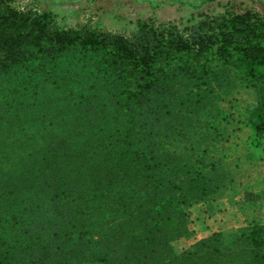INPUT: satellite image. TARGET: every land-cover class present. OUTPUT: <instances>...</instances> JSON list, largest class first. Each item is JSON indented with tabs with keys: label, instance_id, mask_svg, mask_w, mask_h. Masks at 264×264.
<instances>
[{
	"label": "trees",
	"instance_id": "16d2710c",
	"mask_svg": "<svg viewBox=\"0 0 264 264\" xmlns=\"http://www.w3.org/2000/svg\"><path fill=\"white\" fill-rule=\"evenodd\" d=\"M12 3L0 0V264H264L261 223L174 246L192 205L212 214L241 161H264V20L147 18L125 35Z\"/></svg>",
	"mask_w": 264,
	"mask_h": 264
},
{
	"label": "rangeland",
	"instance_id": "374dc122",
	"mask_svg": "<svg viewBox=\"0 0 264 264\" xmlns=\"http://www.w3.org/2000/svg\"><path fill=\"white\" fill-rule=\"evenodd\" d=\"M12 4L16 7L53 12L60 25L65 27L88 24L96 29L125 35L131 33L138 20L147 18L157 23L170 22L180 29L205 17L230 12L254 13L264 20V0H13ZM251 95L253 96L250 92L243 96L238 95L240 102L236 103V111L240 112L237 115L242 119H246L245 108L250 106L248 103ZM228 96L224 91L219 94L218 104L222 109L229 107L226 100ZM201 205L203 204L198 203L188 209L190 235L186 239L174 241L177 250L190 247L214 232L236 230L247 225L233 208L209 214L205 206Z\"/></svg>",
	"mask_w": 264,
	"mask_h": 264
},
{
	"label": "crops",
	"instance_id": "0c3cea01",
	"mask_svg": "<svg viewBox=\"0 0 264 264\" xmlns=\"http://www.w3.org/2000/svg\"><path fill=\"white\" fill-rule=\"evenodd\" d=\"M247 132L248 129L245 128L237 130L234 135L239 137L238 141L241 143ZM230 155L235 157L237 151H231ZM253 162L241 161L238 173L232 171L231 175L238 179V183L226 188L223 195L217 198L213 205L215 213L233 208L244 221L264 224V161ZM246 190L251 192L250 197H245ZM201 206L199 207L202 208Z\"/></svg>",
	"mask_w": 264,
	"mask_h": 264
}]
</instances>
